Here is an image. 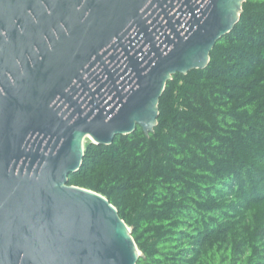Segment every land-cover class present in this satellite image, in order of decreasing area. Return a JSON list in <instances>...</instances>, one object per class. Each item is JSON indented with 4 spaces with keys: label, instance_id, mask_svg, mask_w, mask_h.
<instances>
[{
    "label": "water",
    "instance_id": "obj_1",
    "mask_svg": "<svg viewBox=\"0 0 264 264\" xmlns=\"http://www.w3.org/2000/svg\"><path fill=\"white\" fill-rule=\"evenodd\" d=\"M245 2L0 0V264L138 263L118 210L68 178L88 136L153 133L168 81L207 68ZM49 49L62 82L29 84Z\"/></svg>",
    "mask_w": 264,
    "mask_h": 264
},
{
    "label": "trees",
    "instance_id": "obj_2",
    "mask_svg": "<svg viewBox=\"0 0 264 264\" xmlns=\"http://www.w3.org/2000/svg\"><path fill=\"white\" fill-rule=\"evenodd\" d=\"M68 179L118 210L137 264H264V0L168 81L153 133L88 143Z\"/></svg>",
    "mask_w": 264,
    "mask_h": 264
},
{
    "label": "flooded vegetation",
    "instance_id": "obj_3",
    "mask_svg": "<svg viewBox=\"0 0 264 264\" xmlns=\"http://www.w3.org/2000/svg\"><path fill=\"white\" fill-rule=\"evenodd\" d=\"M49 50H46L45 54L34 55L32 66L29 68V84H60L62 82L67 55L64 51ZM75 82L73 80L71 84Z\"/></svg>",
    "mask_w": 264,
    "mask_h": 264
},
{
    "label": "rangeland",
    "instance_id": "obj_4",
    "mask_svg": "<svg viewBox=\"0 0 264 264\" xmlns=\"http://www.w3.org/2000/svg\"><path fill=\"white\" fill-rule=\"evenodd\" d=\"M88 143H91V141H90L89 139L86 138V140H85V142H84V146L86 147V145H87Z\"/></svg>",
    "mask_w": 264,
    "mask_h": 264
},
{
    "label": "bare ground",
    "instance_id": "obj_5",
    "mask_svg": "<svg viewBox=\"0 0 264 264\" xmlns=\"http://www.w3.org/2000/svg\"><path fill=\"white\" fill-rule=\"evenodd\" d=\"M87 139L91 140V137H90V136H88V137H87Z\"/></svg>",
    "mask_w": 264,
    "mask_h": 264
}]
</instances>
